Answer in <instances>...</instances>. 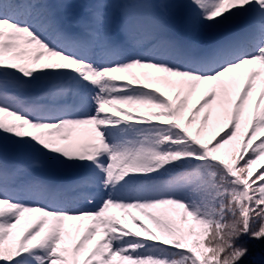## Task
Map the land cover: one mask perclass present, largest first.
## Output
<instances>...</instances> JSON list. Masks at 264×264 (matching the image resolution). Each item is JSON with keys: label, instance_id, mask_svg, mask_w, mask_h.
<instances>
[{"label": "snow or ice", "instance_id": "obj_1", "mask_svg": "<svg viewBox=\"0 0 264 264\" xmlns=\"http://www.w3.org/2000/svg\"><path fill=\"white\" fill-rule=\"evenodd\" d=\"M183 6L225 34L182 43L97 0L72 36L47 0H0V264H245L264 244V0ZM9 144L34 155L9 166Z\"/></svg>", "mask_w": 264, "mask_h": 264}, {"label": "trees", "instance_id": "obj_2", "mask_svg": "<svg viewBox=\"0 0 264 264\" xmlns=\"http://www.w3.org/2000/svg\"><path fill=\"white\" fill-rule=\"evenodd\" d=\"M250 248L251 254L245 260V264H264V244L251 241Z\"/></svg>", "mask_w": 264, "mask_h": 264}, {"label": "rangeland", "instance_id": "obj_3", "mask_svg": "<svg viewBox=\"0 0 264 264\" xmlns=\"http://www.w3.org/2000/svg\"><path fill=\"white\" fill-rule=\"evenodd\" d=\"M139 8L137 9H133V10H138ZM190 25V24H189ZM191 26V25H190ZM204 28L205 30H208V31H205V32H198L197 34L200 36V37H208V38H212V36L214 35V33L212 32L214 30V28H209L207 26H204L202 27ZM257 94V93H256ZM193 102L195 103L196 102V99L194 98L193 99ZM40 168H43L44 170H47L48 171V166H47V163H44V165L42 167H39Z\"/></svg>", "mask_w": 264, "mask_h": 264}]
</instances>
